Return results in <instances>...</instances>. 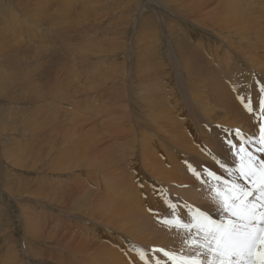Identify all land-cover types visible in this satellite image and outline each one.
I'll return each instance as SVG.
<instances>
[{
    "label": "bare ground",
    "instance_id": "6f19581e",
    "mask_svg": "<svg viewBox=\"0 0 264 264\" xmlns=\"http://www.w3.org/2000/svg\"><path fill=\"white\" fill-rule=\"evenodd\" d=\"M31 1L32 0H27L26 3L28 2L29 5ZM101 1L106 2V6L102 9L104 14L109 11L110 1ZM246 1L247 0H181V3H176L179 5V8H181L180 12H178L179 14L188 15V19L195 25L201 23L207 26L206 28L213 30L216 35L230 41L233 47L235 45V40L237 41L239 38L238 35L245 36L247 34H253V32L256 33V30H262L261 27H263L262 25L264 24V21L261 23L259 20L261 18L264 19V0H256L257 3H255V5L258 10H256L255 7V12L251 13L252 16L247 14L249 2ZM54 2L57 1L47 4L46 8H44L45 12H50L52 10L55 11V14L60 12L59 10H61V8L57 10L60 6L57 3L54 4ZM24 10L25 9H23V11ZM239 10L241 11L236 13ZM51 15L54 14L52 13L50 16ZM9 16H11V14ZM56 16L58 17L59 14ZM45 17L48 18V16ZM103 17L110 18V13H106ZM54 19L51 18V20ZM100 19L102 18L99 17L98 20ZM254 20L258 21V23ZM100 22L103 23L101 20ZM100 22L98 21L99 24ZM15 23H17V21ZM256 23L261 27L255 25ZM6 25H8V23ZM6 25L4 24V27ZM95 25L97 26L96 23ZM100 25L102 26V24ZM177 26L178 29L175 32H169L170 41L167 43V53H165L169 61H162V65H160L159 68L155 67L157 69L153 72V77L157 80V83L153 84L156 85L155 89H158V94L157 96L154 94V97L150 95L148 101H156V108L159 110L157 113L154 111V114L157 116L155 121L156 129L152 127V123L139 121V119L134 116L131 111L133 101L130 98L126 100L125 112L123 115L119 116L120 111H115L112 108L113 122L111 123V141L121 142L126 149L130 148L126 153L129 160L127 170L144 177L142 187H140L138 191L134 187V184H132L133 178L131 176L128 177L124 175L118 178V175L115 174L118 170L117 165L114 163L110 167V154L108 157L104 156L103 158L102 151L98 149V147L102 145L100 140H96L92 143L79 142V146L75 145V150H71L67 154L59 151L68 145L67 141L69 139L71 140V136L74 138L78 134L77 129L69 130L65 129L63 126L60 127V129L63 130L59 131L58 135L60 139L62 138L63 143L58 142V147L56 146L55 148V156H57V158L53 156V161L51 159L52 163L49 164L45 171L48 172V170H52L56 173H67L68 171L74 170L70 175L67 174V176L68 179L69 176L74 177V181L70 178L69 183H74L76 189L73 190L70 184L67 186L64 185L63 187H56L58 191L62 190V193H64L62 200L56 201L62 206H68L69 203L67 202H69V200L67 194L72 193V195H74L75 192H85L87 188L86 185L90 184L94 187L90 201L95 206V208H92V214H94L93 218H95L94 224H91L93 227L90 226L88 228V226H80L78 223L73 224V227H71L69 223L62 220L61 223L59 222L58 224V227H61L63 230L61 233L53 229L49 231V229L43 228V232L38 229V231L42 233L47 232L51 234V237L56 239L61 251V261H58L61 264H156L158 255H161V259L163 260H159V264H173V261L169 257H165L163 252L156 250L164 249L171 253H175L177 259L181 255L190 254V248L185 244V240L190 236V231L182 227H168L162 222V219L164 217L173 218L177 216L182 222L188 223L192 222L197 210H199L201 212H206L207 215L217 223L226 222L228 216L219 208L217 202L213 199L214 192L212 189L214 187H223V180L225 179L247 185V181L240 179L236 175L229 177L225 169L219 167L218 164L214 162L223 161L228 172H235L239 167L241 163L240 155L243 154L237 155V149L230 151L228 145L229 140L233 143L239 142L237 137L234 136L236 129H240L247 135V151L252 154L254 163L257 167L264 165V151L259 150V145L257 143L259 140L260 125L264 123V111H262L261 106V101H264V46H257L261 49L259 52L253 54V56L249 52L247 56H252V60L247 61L246 65H244L243 62L242 65H239L237 64L238 61L231 60V57L223 52L225 42L222 40L219 43L210 40L203 46L194 47L186 41L185 37L179 35L182 29L181 24L177 23ZM10 28L11 27H9V29ZM17 29L18 28H13V31L17 33ZM93 30H95V28H93ZM224 34H227V36L224 37ZM197 36H199V34H197ZM201 38L208 41L205 37ZM242 39L244 41L246 38ZM259 39H261V37H259ZM245 42H247V40H245ZM101 44L100 42V46H102ZM31 47L33 46L31 45ZM105 47L110 51V48L107 46ZM105 47L103 46V48ZM233 49L235 50V47H233ZM255 49L256 48H254V50ZM255 51H257V49ZM2 57L4 56L2 55ZM223 59L225 61H223ZM11 61L13 60H10V62ZM151 64H153V62ZM12 66H14L13 63ZM142 66H144V64ZM146 66H144V69H147L145 68ZM153 66L151 65V68ZM17 67H19L18 62L15 68ZM8 69L10 70V68H7V70ZM93 69L90 72H95ZM144 69H141V71H146ZM101 71L105 72L104 69ZM10 72L12 71H9V74L13 75L14 72ZM143 73L142 76H144ZM1 74H3V72ZM15 74L19 75L17 72H15ZM150 74H145L146 77H143V79L145 78V82L151 80V78L149 79ZM27 75L29 76V74ZM7 77H9L7 79L12 83V77L10 78V75ZM18 77L19 78H16V80L20 79V75ZM93 77L96 78L95 73ZM13 78H15L14 75ZM3 79L0 78V89L1 82L5 80ZM97 79L101 80L99 78ZM20 81H22V79ZM17 82L19 81L17 80ZM5 83H2V85L4 84L3 87ZM26 83H24V87H26ZM28 83L30 82L28 81ZM93 83H89V85L92 86ZM96 83L97 82H95V84ZM108 83L110 84V82ZM15 85H18V83ZM100 85L102 84L100 83ZM24 87L22 89V85L20 86L23 91ZM10 91L12 92V90ZM151 91L153 92V90ZM241 97L245 98V103L248 100L251 101L249 105L252 108L251 112L248 111L245 103L241 102ZM114 123L116 125H113ZM138 128L143 129L139 131ZM145 129H147L148 132L145 133ZM58 135L54 134L56 140H58ZM68 137L70 138L68 139ZM108 139L110 144V130ZM137 142L139 143L138 150L136 149ZM116 151L118 152V149L116 150L114 148L112 152L115 158L118 157ZM48 154L52 157L53 151H50ZM148 154H152L151 158L148 157ZM45 155L47 154L42 155L41 162L46 160L45 158L48 155L46 157ZM20 158L22 159V157ZM48 159L49 158H47V162ZM245 162L247 161L245 160ZM35 164H37V162H34V165ZM47 164L48 163H46L45 166H47ZM23 165H25V163ZM189 166H191V170ZM96 169H98V171H95ZM121 169L123 172V167H121ZM209 170L213 171L221 178L219 184L216 179L208 175ZM112 173L114 174V178L110 180ZM87 177L88 180L84 181L83 179ZM48 189L52 193V189H50L49 186ZM100 189L102 191H100ZM40 193L42 194V192ZM45 196L48 198V195ZM144 201L149 203L144 206ZM48 203H50V201ZM170 204L176 206L174 212L170 209ZM103 216L105 217V221L100 224V220H102ZM39 222L41 221L39 220ZM102 224L104 225L103 228L101 226ZM35 225H38V223ZM39 226L41 225H38V227ZM49 228H51V224ZM35 229H37V227ZM38 231L36 230L35 233ZM124 231L128 233L129 236L123 233ZM192 231H194V229ZM31 233H34V231ZM34 235L36 236V234ZM118 237H122L121 240L124 239L127 243L130 241L134 244L132 245L133 247H129L125 244L126 242L124 243V240L123 242H119L118 240L117 243H114ZM134 248H143L145 253L143 261L140 259L138 253L134 251ZM149 251L153 257L147 253ZM0 264L19 263L11 259L7 261L3 260Z\"/></svg>",
    "mask_w": 264,
    "mask_h": 264
},
{
    "label": "rangeland",
    "instance_id": "374dc122",
    "mask_svg": "<svg viewBox=\"0 0 264 264\" xmlns=\"http://www.w3.org/2000/svg\"><path fill=\"white\" fill-rule=\"evenodd\" d=\"M26 1L0 0V56L2 57L3 55L5 57H2V61L0 57V75L5 74L2 77L0 76V78H4L5 80L1 81L6 82L4 87V84L2 85L3 82H1L0 89V263L3 260L12 259L19 264H61L58 262L61 261L59 244L54 237H51V234L42 233L43 228L49 229V231L53 229L61 233L63 230L58 227V224L62 220L69 223L71 227H73V224L78 223L80 226H88L89 228L94 224L95 218H93L92 208H95V206L90 201L91 194H93L92 191H94L93 185L90 184L86 185L85 192H75L74 195L72 193L67 194L68 206H62L56 201L62 200L64 194L62 190L58 191L56 187L70 184L73 190L76 189L74 183H69L70 178L74 181V177L69 176L68 179L67 176L74 170L67 173H56L52 170L45 171L53 161L58 142L63 143L62 138L60 139L58 135L59 131L63 130L60 127L63 126L69 130L77 129L78 134L74 138L71 136V140L68 137L70 140L67 141L68 145L66 144L67 146L59 151L67 154L69 151L75 150V145L79 146V142L92 143L100 140L102 145L98 149L102 151L103 158L104 156L108 157L110 154V167L114 163L117 165L118 170L115 174L118 175V178L124 175L131 176L133 178V181L131 180L132 184L138 191L142 187L144 177L127 170L129 160L126 153L130 148L126 149L121 142L111 141L112 108L115 111H120L119 116L123 115L126 100L130 98L133 101L131 111L134 116L139 121L152 123V127L156 129L155 121L157 116L154 111L157 113L159 110L156 108V101L148 100L150 95L154 97V94H156L155 96L158 94V89H155L157 80L154 79L153 72L162 65V61L168 60L165 53H167V43L170 41L169 32H175L178 29L177 23L181 24L182 29L179 35L185 37L186 41L194 47L203 46L210 40L218 43L222 40L225 42L223 52L227 53L231 60L238 61L237 64L242 65L243 62L246 65L247 61L252 60L253 54L259 52L261 49L259 47L264 46V31H262L264 30V24H261L263 26L261 27L257 24L258 21L254 20L257 22L255 25L260 26L262 30H256V33L253 32L250 35H240L241 37L238 35L239 41L235 40L234 50L230 41L216 35L213 30L206 28L207 26L201 23L195 25L188 19V15L179 14L178 12H180L181 8L176 2L181 3V0H109L108 12L110 13V18L103 17L108 12L103 14L102 9L106 6V2L101 0H32L29 5ZM53 1H57L54 4L57 3L60 6L57 10L61 8L57 14L53 10L50 12H45L44 10L47 4L49 2L53 3ZM246 2H249L247 14L252 16L251 13L255 12V3L257 2L256 0H247ZM23 9L26 10H24L26 13ZM256 10H258L257 7ZM52 13L55 17L54 15L50 16ZM10 14L16 17H11L9 16ZM58 14L60 17L56 16ZM45 16H48V18ZM99 17L105 18L103 20L100 19L103 23L98 20ZM51 18L55 19L51 20ZM259 20L261 23L264 21L263 18ZM14 21H17V23ZM2 23L5 25L8 23L6 26L11 28L9 29L6 26L5 28ZM13 28H18V32L15 33ZM8 29L12 30L9 31ZM223 36L225 37L227 34ZM201 37H205L208 41ZM242 38H246L247 42L243 41ZM100 42L102 46H100ZM103 46L110 48V51L106 47L105 50ZM42 47L45 48L43 49ZM249 52L252 56H247ZM10 60L13 61L10 62ZM223 61L225 60L223 59ZM17 62L19 67L15 68ZM152 62L153 64H151ZM12 63L14 66H12ZM143 64L144 66L147 65L145 67L147 69H144ZM151 65L154 66L151 68ZM7 68H10V70H7ZM92 69L95 70L93 72L96 74V78L93 77L94 73L90 72ZM103 69L105 72L101 71ZM141 69L146 71H141ZM9 71H12L10 73L14 72L15 78H13L12 74H9ZM2 72L3 74H1ZM15 72L20 75V79H17L19 82L16 80L19 75L15 74ZM142 73L144 76L152 73L150 74L152 76L149 75L151 80L145 82ZM9 75L10 78L12 77V83L7 79ZM21 79L22 81H20ZM23 82H27L28 85L26 83V87H24ZM95 82L98 84H95ZM17 83L18 85H15ZM89 83H93L97 87L95 85L91 86ZM21 85L22 89L24 87V91L20 88ZM113 125L116 124L114 123ZM138 129L142 131L143 128ZM109 130L110 144L108 139ZM144 132L146 133L148 130L145 129ZM54 134L58 135V140L54 138ZM138 145L139 143L137 142V150L139 148ZM114 148L118 149V152L116 151L117 158L112 154ZM50 151H53L52 157L48 154ZM44 154L48 156L45 155V157L47 156L46 160L41 162ZM148 155L151 158L152 154ZM47 158H49L48 162ZM23 161L25 165H23ZM34 162H37V164L34 165ZM46 163H48L47 166H45ZM121 167H123V172ZM95 171H98V169ZM113 178L114 174L112 173L110 180H113ZM83 180H88V177ZM48 186L52 189V193ZM100 191L102 190L100 189ZM45 195H48V198ZM49 201L50 203H48ZM144 202V206L149 203ZM104 221L105 217L103 216L100 224ZM33 223H38L41 226L38 227V225ZM50 224L51 228H49ZM101 226L102 228L104 227L103 224ZM36 227L37 229H35ZM114 228L117 229L116 227ZM38 229L42 232L38 231ZM32 230L34 233H31L33 232ZM36 230L38 232L35 233ZM123 233L128 235L125 231ZM121 238L118 237L114 243H117L118 240L123 242L124 239L121 240ZM124 243L129 247L134 245L130 241L127 243L124 240ZM147 253L153 257L150 251ZM156 259L163 261L161 255H158Z\"/></svg>",
    "mask_w": 264,
    "mask_h": 264
},
{
    "label": "snow or ice",
    "instance_id": "6c2138e0",
    "mask_svg": "<svg viewBox=\"0 0 264 264\" xmlns=\"http://www.w3.org/2000/svg\"><path fill=\"white\" fill-rule=\"evenodd\" d=\"M245 103V98L241 97ZM248 100L245 106L251 112ZM264 111V101H261ZM234 136L238 143L228 141L229 150L237 149L240 155V165L235 172H228L223 161H214L219 167L225 169L229 177L236 175L247 181L241 184L233 180H223V187H214L213 199L220 209L227 214L226 222L217 223L206 212L197 210L192 222L184 223L179 217H164L162 222L168 227L184 228L190 231V236L185 240L190 248V254L181 255L178 259L175 253L164 249L163 252L173 264H264V253L259 254V259H253L257 240L264 234V165L254 163L253 156L247 151L248 137L240 129H236ZM259 150L264 151V123L260 125ZM245 160L247 162H245ZM190 170H191V166ZM208 175L217 180L221 178L209 170ZM250 185V186H248ZM170 209L175 211V205L170 204ZM194 229V231H192ZM264 242V241H262ZM143 261V249L134 248ZM159 264V260L156 261Z\"/></svg>",
    "mask_w": 264,
    "mask_h": 264
}]
</instances>
